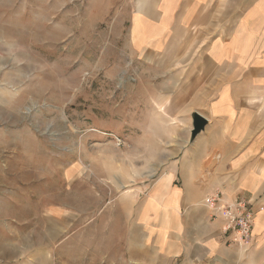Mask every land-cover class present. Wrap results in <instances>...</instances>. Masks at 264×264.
I'll return each mask as SVG.
<instances>
[{"label": "rangeland", "instance_id": "1", "mask_svg": "<svg viewBox=\"0 0 264 264\" xmlns=\"http://www.w3.org/2000/svg\"><path fill=\"white\" fill-rule=\"evenodd\" d=\"M131 2L0 0V264H157L146 219L188 115L183 65L153 58L204 54L197 33L133 49Z\"/></svg>", "mask_w": 264, "mask_h": 264}, {"label": "crops", "instance_id": "2", "mask_svg": "<svg viewBox=\"0 0 264 264\" xmlns=\"http://www.w3.org/2000/svg\"><path fill=\"white\" fill-rule=\"evenodd\" d=\"M129 1L133 49L165 55L188 48L197 33L204 54L180 63L153 58L183 65L174 98L188 118L181 154L168 166L171 178L156 183L161 191L146 219L152 257L157 264H264V0ZM193 113L207 125L191 140ZM215 195L222 204H249L247 243L224 232L225 220L204 206Z\"/></svg>", "mask_w": 264, "mask_h": 264}, {"label": "built area", "instance_id": "3", "mask_svg": "<svg viewBox=\"0 0 264 264\" xmlns=\"http://www.w3.org/2000/svg\"><path fill=\"white\" fill-rule=\"evenodd\" d=\"M204 205L219 214L224 220V232L236 234L241 243H247L251 237L254 212L244 201L222 204L219 195L208 197Z\"/></svg>", "mask_w": 264, "mask_h": 264}, {"label": "water", "instance_id": "4", "mask_svg": "<svg viewBox=\"0 0 264 264\" xmlns=\"http://www.w3.org/2000/svg\"><path fill=\"white\" fill-rule=\"evenodd\" d=\"M191 118H192L191 140H194L195 137L204 130L205 126L207 125V120L197 113H193Z\"/></svg>", "mask_w": 264, "mask_h": 264}]
</instances>
